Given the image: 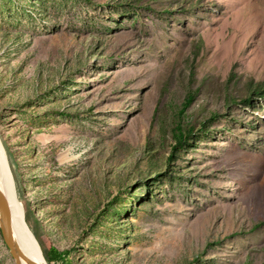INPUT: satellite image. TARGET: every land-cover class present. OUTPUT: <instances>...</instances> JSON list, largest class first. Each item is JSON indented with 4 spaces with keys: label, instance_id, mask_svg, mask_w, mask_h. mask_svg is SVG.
<instances>
[{
    "label": "rangeland",
    "instance_id": "374dc122",
    "mask_svg": "<svg viewBox=\"0 0 264 264\" xmlns=\"http://www.w3.org/2000/svg\"><path fill=\"white\" fill-rule=\"evenodd\" d=\"M0 137L48 264H264V0H0Z\"/></svg>",
    "mask_w": 264,
    "mask_h": 264
},
{
    "label": "bare ground",
    "instance_id": "6f19581e",
    "mask_svg": "<svg viewBox=\"0 0 264 264\" xmlns=\"http://www.w3.org/2000/svg\"><path fill=\"white\" fill-rule=\"evenodd\" d=\"M0 189L6 197L9 219L16 239L29 257L48 264L42 249L36 242L33 233L26 225L25 210L20 200L17 184L12 174L9 157L2 138L0 137ZM26 205V204H25ZM25 208H27L25 206ZM27 210V209H26ZM27 212V211H26Z\"/></svg>",
    "mask_w": 264,
    "mask_h": 264
},
{
    "label": "water",
    "instance_id": "95a60500",
    "mask_svg": "<svg viewBox=\"0 0 264 264\" xmlns=\"http://www.w3.org/2000/svg\"><path fill=\"white\" fill-rule=\"evenodd\" d=\"M34 235V234H33ZM0 237L14 264H45L29 257L20 247L12 229L6 197L0 189ZM35 237V236H34ZM37 240V239H36Z\"/></svg>",
    "mask_w": 264,
    "mask_h": 264
},
{
    "label": "trees",
    "instance_id": "16d2710c",
    "mask_svg": "<svg viewBox=\"0 0 264 264\" xmlns=\"http://www.w3.org/2000/svg\"><path fill=\"white\" fill-rule=\"evenodd\" d=\"M26 224H28L27 221H26ZM37 241L41 245V247H43L42 246V241L39 238H37ZM49 253H51L52 259H62L63 258L61 256V253L59 251H57L56 249H54V248H49Z\"/></svg>",
    "mask_w": 264,
    "mask_h": 264
}]
</instances>
